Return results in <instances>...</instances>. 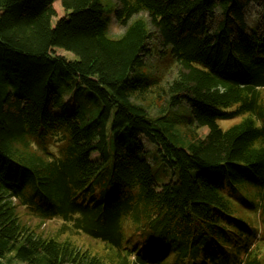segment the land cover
Listing matches in <instances>:
<instances>
[{
  "label": "trees",
  "instance_id": "16d2710c",
  "mask_svg": "<svg viewBox=\"0 0 264 264\" xmlns=\"http://www.w3.org/2000/svg\"><path fill=\"white\" fill-rule=\"evenodd\" d=\"M109 13L0 0V264H264V0ZM153 37L175 66L165 84L146 62ZM143 139L175 180L156 183ZM55 218L57 236L32 223Z\"/></svg>",
  "mask_w": 264,
  "mask_h": 264
},
{
  "label": "rangeland",
  "instance_id": "374dc122",
  "mask_svg": "<svg viewBox=\"0 0 264 264\" xmlns=\"http://www.w3.org/2000/svg\"><path fill=\"white\" fill-rule=\"evenodd\" d=\"M102 4L105 7L106 13L110 14L109 11L114 8L115 0H101ZM56 8L58 11V17H61L64 13L61 8L60 2H56ZM262 9L261 6L257 3H251L247 8V18L250 25H253L256 23L261 16ZM110 22H109V35L111 37H119L124 33V28L121 27L120 24L116 22V19L114 15H109ZM151 53L147 56V64L149 65V68L153 69V75L157 76L160 81H162L163 84H165L166 81L170 80L174 74H175V66L171 62V58L168 55H161V47L159 44H157V41L154 39V37L151 40L150 44ZM61 55H66L68 58L73 59L74 55L64 52V51H58ZM174 68V69H173ZM173 69V70H172ZM241 120V117H236L231 120L227 121H220L219 125L224 128L228 129L232 125L238 123ZM145 147V153L143 154V158L148 161V163L151 165L155 181L159 186H163L164 184L169 183L172 180H175L172 171L169 169V167H166V165L163 163L162 158L159 154V151L155 145L150 143L147 139L142 140ZM111 150L112 144L110 145ZM32 223L34 225L41 226L37 228L39 232H43L44 235H51V236H57L61 234V226H62V220L59 218L47 220L45 222L40 220H32ZM69 237L75 241L79 246L83 248H88L93 253H97L100 255H107V250L105 248V245L102 241L92 239L86 235H69ZM7 259L10 261V264H27L23 263L22 261H19L14 258L13 255H8Z\"/></svg>",
  "mask_w": 264,
  "mask_h": 264
}]
</instances>
